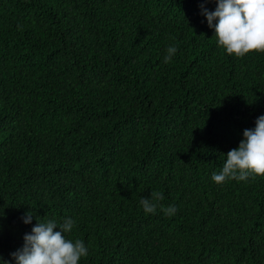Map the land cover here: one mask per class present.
Returning <instances> with one entry per match:
<instances>
[{"label":"trees","instance_id":"trees-1","mask_svg":"<svg viewBox=\"0 0 264 264\" xmlns=\"http://www.w3.org/2000/svg\"><path fill=\"white\" fill-rule=\"evenodd\" d=\"M201 3L0 0L6 260L32 210L76 220L80 264H264V175L211 179L264 114V52L226 54ZM153 191L174 216L145 215Z\"/></svg>","mask_w":264,"mask_h":264},{"label":"clouds","instance_id":"clouds-1","mask_svg":"<svg viewBox=\"0 0 264 264\" xmlns=\"http://www.w3.org/2000/svg\"><path fill=\"white\" fill-rule=\"evenodd\" d=\"M208 2L215 3L214 10L205 6ZM200 9L208 27L214 29L217 46L226 54L244 57L253 51L264 52V0H204ZM177 52L178 45H168L164 62L172 61ZM242 135L237 147L222 154L221 169L211 175L215 183L233 179L248 181L264 175V114L256 118L254 127L244 129ZM163 200L162 191H153L149 197H141L140 206L145 215L155 214L159 209L167 217L174 216L177 206L160 203ZM21 220L32 224L31 231L24 234L23 245L10 253L12 259L0 255V264H80L82 258L88 257L90 245L80 238H68L76 227L73 217L38 219L29 210L22 214Z\"/></svg>","mask_w":264,"mask_h":264}]
</instances>
